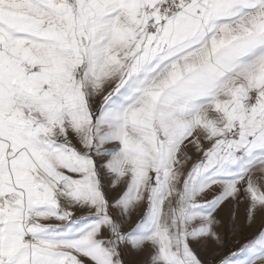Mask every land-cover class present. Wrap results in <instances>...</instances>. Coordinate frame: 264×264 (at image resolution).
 <instances>
[{
	"label": "snow or ice",
	"instance_id": "1",
	"mask_svg": "<svg viewBox=\"0 0 264 264\" xmlns=\"http://www.w3.org/2000/svg\"><path fill=\"white\" fill-rule=\"evenodd\" d=\"M0 264H264V0H0Z\"/></svg>",
	"mask_w": 264,
	"mask_h": 264
},
{
	"label": "rangeland",
	"instance_id": "2",
	"mask_svg": "<svg viewBox=\"0 0 264 264\" xmlns=\"http://www.w3.org/2000/svg\"><path fill=\"white\" fill-rule=\"evenodd\" d=\"M242 214V210H241ZM222 225L228 223V215L227 212L221 213L219 216ZM255 227L253 229L249 230L244 234V236H236L234 237L231 232H226L225 228L222 226L218 231L224 241V247L220 249L213 250L212 252L209 253V259L212 260H219L226 251H235L237 247L239 246L238 241L242 242L244 239H247L253 231H255Z\"/></svg>",
	"mask_w": 264,
	"mask_h": 264
}]
</instances>
